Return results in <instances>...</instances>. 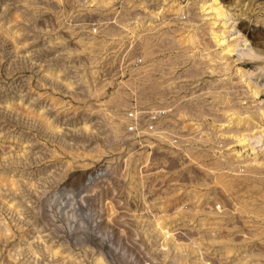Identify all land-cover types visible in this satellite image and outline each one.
Masks as SVG:
<instances>
[{"label": "rangeland", "instance_id": "obj_1", "mask_svg": "<svg viewBox=\"0 0 264 264\" xmlns=\"http://www.w3.org/2000/svg\"><path fill=\"white\" fill-rule=\"evenodd\" d=\"M204 1L0 0V264H264V0Z\"/></svg>", "mask_w": 264, "mask_h": 264}, {"label": "bare ground", "instance_id": "obj_2", "mask_svg": "<svg viewBox=\"0 0 264 264\" xmlns=\"http://www.w3.org/2000/svg\"><path fill=\"white\" fill-rule=\"evenodd\" d=\"M200 9H201V11H205V12L207 11V12L214 13L216 18H222L225 22L230 20L229 16L231 14L229 13V11L227 9L224 8L223 5H221V2L219 0H210V2L204 1L200 5ZM231 25H232V23H231ZM231 27L232 28H231V30L229 32L222 33L221 37L217 36L220 46H225V48L227 50V53L237 52L238 55L242 56V57H246V58H250V59L258 58L259 54L257 55L256 52H261L262 50L255 52L254 49H255L256 46L255 47L254 46L251 47L249 44H247L248 41H246V40H244L241 45L237 44L239 37L235 38V39H233V38L236 35H240V30L233 29V26H231ZM223 35H225L226 37H223ZM229 39H232L231 41H233V42H229ZM260 54H262V53H260ZM134 110H135V108H134ZM140 113L141 112H139V111L136 112V114H140ZM263 114H264V112H263ZM180 118H183V119H185V121L188 122L186 125H190V126L194 125L192 116L188 117V115L185 116L184 114H180ZM261 132L263 133L264 130H262ZM242 141H243L242 144H244V143L248 142L249 139H245V137H244V139ZM259 142L264 144V140L262 139L261 135H259L257 138H255V143L258 144ZM261 147H262V145H261ZM251 149H252V151H254V147L253 146H252ZM258 217H260V216H258ZM54 253H55V251H54ZM251 257H255L256 259H258L260 257L262 258L263 256H261V255H252ZM99 261H101V260H99ZM245 262H247V260ZM255 264H259V263H255Z\"/></svg>", "mask_w": 264, "mask_h": 264}, {"label": "built area", "instance_id": "obj_3", "mask_svg": "<svg viewBox=\"0 0 264 264\" xmlns=\"http://www.w3.org/2000/svg\"><path fill=\"white\" fill-rule=\"evenodd\" d=\"M168 113L169 111L166 109L149 111L147 112V120L144 124H142L141 115L132 113L127 118L128 133L136 139L148 138L157 144L171 146V142H175L176 136L171 134L169 123L164 124Z\"/></svg>", "mask_w": 264, "mask_h": 264}]
</instances>
